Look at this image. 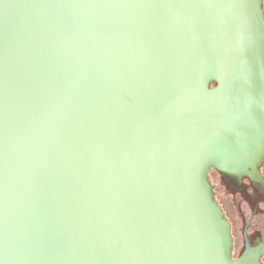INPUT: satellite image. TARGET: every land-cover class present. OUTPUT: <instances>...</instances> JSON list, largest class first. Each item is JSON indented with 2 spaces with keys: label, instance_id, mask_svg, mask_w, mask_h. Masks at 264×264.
<instances>
[{
  "label": "water",
  "instance_id": "obj_1",
  "mask_svg": "<svg viewBox=\"0 0 264 264\" xmlns=\"http://www.w3.org/2000/svg\"><path fill=\"white\" fill-rule=\"evenodd\" d=\"M219 179H264L261 0H0V264H255Z\"/></svg>",
  "mask_w": 264,
  "mask_h": 264
},
{
  "label": "flooded vegetation",
  "instance_id": "obj_2",
  "mask_svg": "<svg viewBox=\"0 0 264 264\" xmlns=\"http://www.w3.org/2000/svg\"><path fill=\"white\" fill-rule=\"evenodd\" d=\"M219 180L231 195L227 208H220L230 227L232 257L235 261L250 258L255 264H264V179Z\"/></svg>",
  "mask_w": 264,
  "mask_h": 264
},
{
  "label": "rangeland",
  "instance_id": "obj_3",
  "mask_svg": "<svg viewBox=\"0 0 264 264\" xmlns=\"http://www.w3.org/2000/svg\"><path fill=\"white\" fill-rule=\"evenodd\" d=\"M261 2H262V5H263V7H262V8L264 9V0H261ZM263 9H262V10H263Z\"/></svg>",
  "mask_w": 264,
  "mask_h": 264
}]
</instances>
